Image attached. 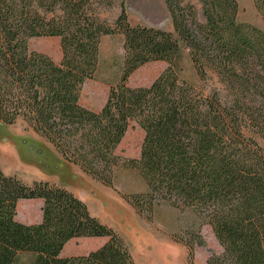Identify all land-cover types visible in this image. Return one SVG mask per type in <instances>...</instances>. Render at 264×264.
Returning a JSON list of instances; mask_svg holds the SVG:
<instances>
[{"label":"trees","instance_id":"trees-1","mask_svg":"<svg viewBox=\"0 0 264 264\" xmlns=\"http://www.w3.org/2000/svg\"><path fill=\"white\" fill-rule=\"evenodd\" d=\"M164 0L173 30L131 24L125 0H0V122L41 137L66 162L112 187L114 168H135L146 189L124 195L147 220L161 200L191 208L221 246L207 264H264V28L238 20L237 0ZM118 2L112 23L101 17ZM264 21V0H254ZM123 35L116 84L94 110L80 90L99 64L103 35ZM58 37L59 62L28 40ZM185 48L196 81L181 75ZM166 67L148 85L129 76L149 62ZM218 83L225 93L209 83ZM132 121L144 131L138 158L116 150ZM21 198H41L42 217L16 218ZM106 237L84 254L61 256L71 238ZM187 264L194 244L187 240ZM133 264L124 238L86 202L49 180L24 182L0 169V264Z\"/></svg>","mask_w":264,"mask_h":264},{"label":"rangeland","instance_id":"rangeland-1","mask_svg":"<svg viewBox=\"0 0 264 264\" xmlns=\"http://www.w3.org/2000/svg\"><path fill=\"white\" fill-rule=\"evenodd\" d=\"M185 1L194 5L198 13V18L202 20L201 4L199 1ZM237 1L238 20L264 28L263 18L255 6L254 0ZM125 7L128 20L131 24H142L165 30H173L171 17L164 0H125ZM118 13L119 5L118 2H116L114 7L104 11L101 17L106 19L109 23H112ZM122 43L123 35L120 33L103 35L100 38L99 64L97 70L91 79L85 81L80 90L79 101L82 105L98 110L105 102L110 86L118 82L123 62ZM28 48L30 50L44 52L51 56L56 62H59L61 59L58 37L30 38L28 40ZM176 62L181 70V75L187 80L195 82L196 75L188 57L187 49H181ZM166 65L164 61L146 63L137 68L129 76L128 84L131 86L148 85ZM209 85L216 86L219 89L221 88L216 82L213 84L210 82ZM220 94L222 100H225V93L221 89ZM26 137L28 139L30 137L39 139L38 135L25 128V124L22 120H18L15 124L11 125L0 123V141L3 140L7 147L15 149L16 156L14 155V157H17L16 159L21 163V166L33 167L30 169L31 172L55 168L57 160L61 158L51 145L43 141L45 148H41V153L35 152L37 147L34 146H36V144H34L33 147H31V145L33 144L32 141L37 142L38 140L33 138L25 140ZM143 137V129L135 121H132L121 143L117 147V154L124 158H138ZM4 152H8V149L4 150ZM39 155H41L40 162L37 160ZM0 159V169L2 171V167L9 171L19 169L17 166L19 163H17V165L9 163V158H4L1 150ZM19 170L21 171L24 169L22 168ZM20 175L21 177H25L24 174ZM21 177L18 176V178L22 179L24 182H28ZM101 187L108 195L120 198L123 204L127 205L138 219L139 224L137 227L126 234L125 221H114L113 218L109 217L111 222H116L117 226L119 225V231H121V233H119V231L118 233L128 244L133 258V264H187L189 248L185 244V241L190 239V241L196 243L198 234L202 236L204 245L199 246L194 244L193 264H207L206 260L210 253L221 252L222 248L216 240L211 226L201 222L200 218L191 208L175 207L168 201L161 200L155 205L150 220L140 217L135 209L123 198L124 195L142 192L146 189L144 180L135 168L124 165L115 167L113 186ZM90 206L93 212L101 214V208L98 203H94ZM127 216L126 217L129 218V213H127ZM110 224L109 226H111ZM113 229L115 228L113 227ZM89 246L92 245L90 243H82L78 245V248L81 252H85L84 250H87ZM18 260L19 263L30 264L27 254H21Z\"/></svg>","mask_w":264,"mask_h":264},{"label":"crops","instance_id":"crops-1","mask_svg":"<svg viewBox=\"0 0 264 264\" xmlns=\"http://www.w3.org/2000/svg\"><path fill=\"white\" fill-rule=\"evenodd\" d=\"M31 138L37 139L38 141H32L33 144L31 147H33L34 144H36L37 147L35 152H42V149L45 148V144L43 143L42 138L39 137H30L29 139L26 137L25 140H30ZM7 143V142H6ZM0 150L2 151L4 158H9V163L16 164L19 163L16 159V151L14 148H9L5 145V143L0 141ZM39 147V148H38ZM8 149V152H4V150ZM42 148V149H41ZM41 151V152H40ZM13 154V155H12ZM37 155V154H35ZM39 155L37 157L38 162H40ZM61 158V157H60ZM62 159V158H61ZM57 160V165L55 168L51 169H45V170H37L35 172H31V168L33 167H23L19 163L17 165L19 169H14L13 171L6 170L4 167H2L3 171L8 174H15L19 177H21L20 174H24L25 177H21L23 179H26L28 182H31L32 180H50L56 183H59L69 190H71L76 196H78L80 199L86 202L88 205V208L90 212L99 217L103 222L110 224L112 227L119 231V225L117 226L116 222H111L110 218H113L114 221H125V233L131 232L134 230L135 227H137L138 219L131 211V209L123 204L120 198L114 197L112 195H108L104 189H102L100 183L96 182L89 176H87L85 173H83L77 166L70 164L66 162L65 160ZM1 160V159H0ZM35 168V167H34ZM98 203L101 208V214H96L91 209L92 204ZM43 205V200L41 198H21L18 199L16 204V215L15 218L25 224H32L37 223L41 220L42 217V210L41 207ZM122 212V213H121ZM126 213V215H125ZM127 213H129V218H127ZM127 216V217H126ZM110 217V218H109ZM122 217V219H121ZM121 233V231H119ZM106 241V237L103 236H96V237H80V238H71L66 242L63 249L60 252L61 256H70V255H78V254H84L87 253L90 250H93L100 245H102ZM82 243H90L92 246H89L87 250H84L85 252H81V250L78 248L79 244ZM21 254L19 255V257ZM18 257V258H19ZM18 258L14 262V264H24L19 263Z\"/></svg>","mask_w":264,"mask_h":264},{"label":"water","instance_id":"water-1","mask_svg":"<svg viewBox=\"0 0 264 264\" xmlns=\"http://www.w3.org/2000/svg\"><path fill=\"white\" fill-rule=\"evenodd\" d=\"M1 123V122H0ZM2 124V123H1Z\"/></svg>","mask_w":264,"mask_h":264}]
</instances>
